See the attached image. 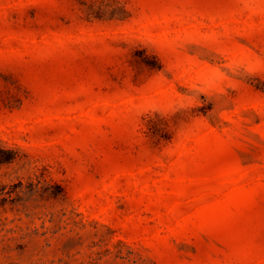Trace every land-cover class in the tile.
Listing matches in <instances>:
<instances>
[{
    "label": "rangeland",
    "instance_id": "1",
    "mask_svg": "<svg viewBox=\"0 0 264 264\" xmlns=\"http://www.w3.org/2000/svg\"><path fill=\"white\" fill-rule=\"evenodd\" d=\"M6 156L0 264H264V0H0Z\"/></svg>",
    "mask_w": 264,
    "mask_h": 264
},
{
    "label": "trees",
    "instance_id": "2",
    "mask_svg": "<svg viewBox=\"0 0 264 264\" xmlns=\"http://www.w3.org/2000/svg\"><path fill=\"white\" fill-rule=\"evenodd\" d=\"M135 58L136 59L131 63L135 68L133 77L135 83L144 82L147 78L157 73L162 67L161 58L155 51L146 52L144 50H139L136 52ZM183 110L184 109H179L176 113L178 114ZM154 114L162 119L161 121H163V128L157 127V119L155 118L156 116H152L151 114L146 118V123L149 128L153 129L156 132H161L159 133L160 139H168L171 136L172 129L174 127H178L182 121L188 122L190 119L189 116L179 117V119H175V121H173L174 123H172L171 116H164L157 111H155ZM10 158V156L3 157L0 159V162L9 160Z\"/></svg>",
    "mask_w": 264,
    "mask_h": 264
}]
</instances>
